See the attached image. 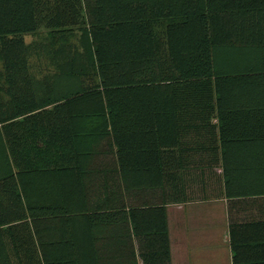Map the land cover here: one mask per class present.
<instances>
[{"label":"trees","instance_id":"obj_1","mask_svg":"<svg viewBox=\"0 0 264 264\" xmlns=\"http://www.w3.org/2000/svg\"><path fill=\"white\" fill-rule=\"evenodd\" d=\"M0 66V264H170L193 184L264 264V216L231 218L264 200V0H0Z\"/></svg>","mask_w":264,"mask_h":264},{"label":"crops","instance_id":"obj_2","mask_svg":"<svg viewBox=\"0 0 264 264\" xmlns=\"http://www.w3.org/2000/svg\"><path fill=\"white\" fill-rule=\"evenodd\" d=\"M213 171L220 172L218 168ZM208 185L210 190L211 182ZM188 195L189 199L183 203L165 206L170 264H231L228 202L222 197L208 195L205 198L195 184ZM231 213L237 223L257 222L264 216V200L242 202L233 207ZM113 220L111 228L101 231L105 237L112 234V244H115L127 230L126 224L119 222L120 218ZM127 226L131 234V224ZM105 242L106 250L117 249L116 245Z\"/></svg>","mask_w":264,"mask_h":264},{"label":"rangeland","instance_id":"obj_3","mask_svg":"<svg viewBox=\"0 0 264 264\" xmlns=\"http://www.w3.org/2000/svg\"><path fill=\"white\" fill-rule=\"evenodd\" d=\"M49 32L50 30L48 28L42 27L37 31V33L24 36V42L27 44L31 42H51L54 46H57L59 42L56 41L55 38H51L49 36ZM74 34V37H72L70 41L73 44H76L78 33L75 31ZM29 64L32 73L38 78L51 74L54 71L52 65L47 59L31 57Z\"/></svg>","mask_w":264,"mask_h":264}]
</instances>
